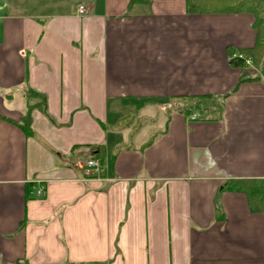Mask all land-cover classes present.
I'll return each mask as SVG.
<instances>
[{"label": "crops", "instance_id": "crops-1", "mask_svg": "<svg viewBox=\"0 0 264 264\" xmlns=\"http://www.w3.org/2000/svg\"><path fill=\"white\" fill-rule=\"evenodd\" d=\"M129 2L0 0V264H264L254 16Z\"/></svg>", "mask_w": 264, "mask_h": 264}, {"label": "trees", "instance_id": "trees-1", "mask_svg": "<svg viewBox=\"0 0 264 264\" xmlns=\"http://www.w3.org/2000/svg\"><path fill=\"white\" fill-rule=\"evenodd\" d=\"M142 0H130L129 5L140 3ZM186 8L190 14H204V13H250L254 16L253 29L255 30V43L251 49L241 50L240 54L245 57H249L253 64L261 70L264 74V18L261 16V8L257 4H252L250 0H186ZM240 61V60H239ZM240 63V64H239ZM234 62L233 64H239L241 62ZM26 99H38L34 92L28 91L26 93ZM189 107L184 111L186 116H190L193 113L203 114L205 109L202 106L209 101H217L211 97H190L187 98ZM41 101V100H40ZM221 100H218L214 106L213 113H218L221 110ZM37 108L40 110L41 102H37L27 108L25 115L22 117L18 126L21 130L29 136L30 130V111ZM227 191L241 192L247 196L249 203L256 205L259 208H264V193L257 191L255 185L252 182L246 181H234L225 187Z\"/></svg>", "mask_w": 264, "mask_h": 264}, {"label": "built area", "instance_id": "built-area-1", "mask_svg": "<svg viewBox=\"0 0 264 264\" xmlns=\"http://www.w3.org/2000/svg\"><path fill=\"white\" fill-rule=\"evenodd\" d=\"M84 11H85V8L83 6H79V8H78V14L80 16L84 14ZM231 59L240 60L246 66H250L251 65V59L248 58V57H245V56H243L241 54L232 55ZM188 118H189L190 121H192V120H195L197 118V116L196 115H191ZM85 168H88V169H96V168H98V162L96 160H90L89 162H87L85 164ZM36 195H37V197H43V195H44V188L43 187H40L37 190Z\"/></svg>", "mask_w": 264, "mask_h": 264}, {"label": "rangeland", "instance_id": "rangeland-1", "mask_svg": "<svg viewBox=\"0 0 264 264\" xmlns=\"http://www.w3.org/2000/svg\"><path fill=\"white\" fill-rule=\"evenodd\" d=\"M250 2H251L252 4H257V5L260 6V8H261V12H260V14H261V16L264 18V0H250ZM254 66H255V65H254L253 62L251 61V65H250V67L253 68ZM181 108L184 109V110L188 109L187 106H186V107H185V106H182ZM197 117H198V116H197Z\"/></svg>", "mask_w": 264, "mask_h": 264}]
</instances>
